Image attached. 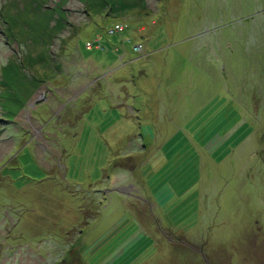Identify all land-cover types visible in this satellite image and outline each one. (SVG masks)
<instances>
[{"label":"rangeland","instance_id":"1","mask_svg":"<svg viewBox=\"0 0 264 264\" xmlns=\"http://www.w3.org/2000/svg\"><path fill=\"white\" fill-rule=\"evenodd\" d=\"M214 5L0 0V264H264V0Z\"/></svg>","mask_w":264,"mask_h":264},{"label":"trees","instance_id":"2","mask_svg":"<svg viewBox=\"0 0 264 264\" xmlns=\"http://www.w3.org/2000/svg\"><path fill=\"white\" fill-rule=\"evenodd\" d=\"M202 1V5H203V7H209L210 5H214V0H211V1H209V0H201ZM207 2H209V5H206L207 4ZM260 5V2H259V4H258V6ZM214 8H215V5H214ZM259 9H260V6L258 7ZM261 10V9H260ZM259 11V10H258ZM257 11V12H258ZM220 12V10H217V8H215L214 9V11H213V13L210 15V16H213V17H215L216 18V16L215 15H218V13ZM257 12L255 13V14H257ZM254 14V15H255ZM263 14H264V12H263ZM252 16V15H251ZM249 16V17H241V18H235V21H232V20H230L231 21V24H230V26L232 25V24H235L234 22H236L237 24H239V26L241 25V24H247L246 26H244V30L240 33V35H244V37H242V38H240L239 40H236V42L234 43V45H233V47L234 48H236L237 46H244L245 45V43H247L249 40H248V38H247V34H248V31H249V25H248V23H250V22H255L256 20H258V16L256 15V16ZM217 19V18H216ZM261 19V18H260ZM229 21V22H230ZM261 23H263L264 24V20H262V22ZM221 24V23H220ZM222 26V24L219 26V28ZM220 30H221V28H220ZM251 43H252V40H251ZM262 50L264 51V46H262ZM246 63L247 64H251V66H254V63L249 59V58H247L246 59ZM225 72V71H224ZM224 72H222L223 74L222 75H224L225 73ZM2 85V86H1ZM253 89H255L256 88V86L254 85L253 87H252ZM5 89V84H4V82H3V78H2V75L0 74V90H4ZM252 90V89H251ZM2 92L0 91V94H1ZM18 103V102H17ZM17 103H15V107H18L20 104H17ZM6 116H8V117H11V114L9 113V112H2L1 110H0V118H2V117H4V118H6L7 119V117ZM1 120L0 119V132H2L3 134L4 133H11L12 135H13V137H12V141L13 142H15L16 140H15V138H17L18 136H20V135H22V136H24V132H23V130H22V128L20 127V125L18 124V123H16L15 121H9V120ZM4 126L6 127V129H7V131L6 130H4ZM20 134V135H19ZM16 142H18V141H16ZM132 144V143H131ZM133 147V146H132ZM8 171H10V170H8ZM99 192H97L96 194L97 195H100V193L98 194ZM97 195H94V196H97Z\"/></svg>","mask_w":264,"mask_h":264},{"label":"crops","instance_id":"3","mask_svg":"<svg viewBox=\"0 0 264 264\" xmlns=\"http://www.w3.org/2000/svg\"><path fill=\"white\" fill-rule=\"evenodd\" d=\"M118 112V111H117ZM119 113V112H118ZM229 137L226 135V137H225V139H228ZM225 139H221V138H219V139H217V140H219L220 142H212L210 145H208V150H210V149H212V150H217V149H219L224 143L222 142L223 140H225ZM140 141H141V138H140ZM167 141V140H166ZM166 141H165V143H166ZM214 143V144H213ZM130 145V144H129ZM165 145V144H164ZM164 147L165 146H161L160 147V152H162L163 154H164V156H165V158H166V154L163 152V150H164ZM135 148L133 147H130L128 150H125L126 152H125V154L124 155H128V154H130V153H133V152H136L137 150H134ZM212 152H214V151H212ZM211 152V153H212ZM210 153V154H211ZM167 159V158H166ZM126 177V176H125ZM107 191V190H106Z\"/></svg>","mask_w":264,"mask_h":264}]
</instances>
